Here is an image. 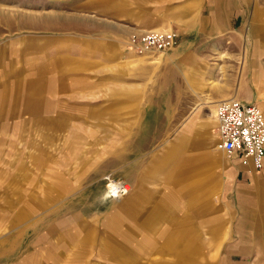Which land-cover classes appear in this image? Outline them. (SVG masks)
<instances>
[{
	"label": "rangeland",
	"instance_id": "1",
	"mask_svg": "<svg viewBox=\"0 0 264 264\" xmlns=\"http://www.w3.org/2000/svg\"><path fill=\"white\" fill-rule=\"evenodd\" d=\"M234 10L231 42L203 55L208 83L227 77L228 57L264 109V0ZM98 11V0H0V264H264V171L219 149L217 108L115 110L53 72L57 48ZM184 137L195 145L181 150ZM182 162L177 182L163 176ZM108 178L130 192L110 198ZM140 186L151 198L131 214Z\"/></svg>",
	"mask_w": 264,
	"mask_h": 264
},
{
	"label": "crops",
	"instance_id": "2",
	"mask_svg": "<svg viewBox=\"0 0 264 264\" xmlns=\"http://www.w3.org/2000/svg\"><path fill=\"white\" fill-rule=\"evenodd\" d=\"M246 3L247 0H98L97 24L87 26L85 33L70 31L79 36L73 35L72 43L69 40L61 43L56 50L57 58L51 59L50 66L53 72L57 68L60 81L69 85L67 89L93 91L99 88L97 95L111 97L114 100L111 104L117 105L115 110L161 109L192 103L209 105L214 110L222 101L230 99L251 103V86L246 79L237 81L230 74L233 65L228 57L217 70L225 71L227 77L217 83L213 75V84H209V74H215L216 70L209 63L208 55L203 56L221 41L225 40L227 47L235 31L233 8L244 7ZM239 20L243 22L242 15ZM144 31L177 32L179 45L160 56L129 52L130 37ZM199 74L204 78L197 76ZM201 79L205 86H198ZM193 145L194 142L184 137L180 149ZM184 164H179L178 170L165 171L163 176L177 182L179 176L187 173ZM142 179L143 176H139V180ZM150 198L151 194L140 186L129 199L127 211L134 214ZM167 200L176 201L174 196H167L164 203ZM160 212L159 208L154 210L155 215Z\"/></svg>",
	"mask_w": 264,
	"mask_h": 264
},
{
	"label": "built area",
	"instance_id": "3",
	"mask_svg": "<svg viewBox=\"0 0 264 264\" xmlns=\"http://www.w3.org/2000/svg\"><path fill=\"white\" fill-rule=\"evenodd\" d=\"M179 39L177 32L149 31L134 36L130 46L138 55L160 56L175 50ZM216 122L219 149L240 164L248 175L264 171V109L238 99L225 100L218 105ZM108 181L110 198L119 199L130 192L129 185L115 183L110 178Z\"/></svg>",
	"mask_w": 264,
	"mask_h": 264
},
{
	"label": "bare ground",
	"instance_id": "4",
	"mask_svg": "<svg viewBox=\"0 0 264 264\" xmlns=\"http://www.w3.org/2000/svg\"><path fill=\"white\" fill-rule=\"evenodd\" d=\"M262 107V106H261Z\"/></svg>",
	"mask_w": 264,
	"mask_h": 264
}]
</instances>
